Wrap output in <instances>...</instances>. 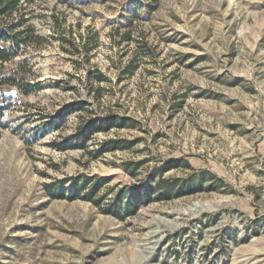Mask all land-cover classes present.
I'll return each mask as SVG.
<instances>
[{
  "label": "rangeland",
  "instance_id": "374dc122",
  "mask_svg": "<svg viewBox=\"0 0 264 264\" xmlns=\"http://www.w3.org/2000/svg\"><path fill=\"white\" fill-rule=\"evenodd\" d=\"M20 13L37 40L0 65V264H264V0Z\"/></svg>",
  "mask_w": 264,
  "mask_h": 264
},
{
  "label": "trees",
  "instance_id": "16d2710c",
  "mask_svg": "<svg viewBox=\"0 0 264 264\" xmlns=\"http://www.w3.org/2000/svg\"><path fill=\"white\" fill-rule=\"evenodd\" d=\"M156 2V0H153ZM21 3L22 0H0V21L4 20V23L0 24V65L6 61H8L11 57V54L16 52L20 45L30 43L31 41L37 40V36H34L32 34V30L29 26H25V23L27 22L24 18L23 15L20 13L21 9ZM14 14L17 16L14 17ZM17 19L19 18L18 23H13V22H7L8 20L13 21L14 18ZM6 20V22H5ZM20 27H24V30H18ZM9 41L10 45L8 48L3 46L1 43ZM24 92H27V90H24ZM116 123H120L122 125L124 122L123 120L120 119H114ZM114 142H111L109 147H106L105 150L110 151L113 149ZM104 150V151H105ZM168 167V165H167ZM199 183L201 180L199 179ZM163 191L164 194L167 195V193L172 191L174 189L173 185L169 184H164L163 186ZM57 191V190H56ZM81 190L76 189L73 193V195L69 199H75L78 197L80 194ZM48 193L50 196H52V189H48ZM59 198H64L65 194L64 192L59 190L58 194ZM84 199L92 202L94 205H99L100 199L94 200L92 197L84 195ZM128 208V206H127ZM126 207L124 208H118V211L120 212L121 210H125ZM134 209L131 208V210Z\"/></svg>",
  "mask_w": 264,
  "mask_h": 264
}]
</instances>
